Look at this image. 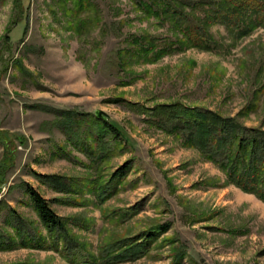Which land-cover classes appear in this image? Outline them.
Masks as SVG:
<instances>
[{
  "label": "rangeland",
  "instance_id": "1",
  "mask_svg": "<svg viewBox=\"0 0 264 264\" xmlns=\"http://www.w3.org/2000/svg\"><path fill=\"white\" fill-rule=\"evenodd\" d=\"M22 1V17L15 0L0 3V130L13 139L9 147L0 143V174L5 172L0 232L7 242L0 245V264H74L49 247L26 184L67 219L92 260L99 261L102 244L143 238L150 228L167 225L144 255L116 264H172L178 253L179 264H264V201L229 182L215 162L152 126L139 107L128 104L180 101L264 130V0H256L259 17L251 16L253 8L245 10L240 27L211 25V50L179 49L171 23L144 14L136 0H91L86 12L91 22L79 30L67 12L70 2L67 7L64 0ZM206 11L195 10L200 17ZM135 37L152 43L155 55L164 53L150 59L128 54ZM72 109L101 111L123 143L112 146L101 163L92 161L53 125L57 111ZM127 162V175L101 201L90 184L109 182ZM36 174L61 176L67 191ZM128 208L133 213L122 217ZM10 209L47 236L45 247L17 244Z\"/></svg>",
  "mask_w": 264,
  "mask_h": 264
},
{
  "label": "trees",
  "instance_id": "2",
  "mask_svg": "<svg viewBox=\"0 0 264 264\" xmlns=\"http://www.w3.org/2000/svg\"><path fill=\"white\" fill-rule=\"evenodd\" d=\"M64 2L67 7L69 6L66 2L71 4V7L66 10L73 15L77 29L86 28L91 22V17L86 12H90L89 10L93 6L92 1L64 0ZM256 2V0H136V5L141 11H144V14L155 17L160 24L167 21L171 23L172 31L179 35L175 40L178 48L182 45V47L211 50L215 40L209 27L214 23H224L233 29L240 27L244 22V13L247 15L245 10L249 8L254 9V12H250V14L253 13L258 18L262 10ZM15 5L22 17L24 14L23 1L15 0ZM200 7H208L209 11H206L204 17H200L195 12ZM259 20L261 21V17ZM20 21L21 19L14 20L13 23L18 24ZM248 30H250L249 24ZM6 40H9V35L6 36ZM133 44V47L128 49V54L131 53L132 56L138 58L150 59V57H156L165 51L156 52L157 55H155L154 45L148 44L145 37H135ZM120 58L121 56H119V63ZM128 104L133 108L139 107L140 113L145 116V120L149 124L180 137L184 145L195 148L204 158L215 162L225 172L229 182L264 201L263 129L247 127L237 117L224 116L217 111L190 106L180 101L160 103L154 106H141L132 102H128ZM53 125L67 134L74 147L84 150L91 160L98 164L108 158L112 146L123 143L119 130L105 117H98L95 114H85L75 109L59 110L56 112ZM84 131L89 134L88 138L84 137ZM6 135L7 132L0 130V143L9 147L13 139H7ZM17 137L20 142H23L19 136H15L14 139ZM13 152L14 150L8 153ZM129 167L130 163L127 162L113 173L107 183L98 182L96 186L90 184L91 190L98 194L101 201H104L115 191L116 183L127 175ZM1 172L0 185L5 183V172ZM36 176L43 183L58 191H67V184L59 175L36 174ZM26 190L47 231V236L50 239L49 247L59 250L69 262L74 264H116L127 259L139 258L147 252L154 236L167 229V225H156L150 228L148 234L143 238L141 236L139 238L124 237L102 244L99 261L92 260L84 254L80 242L70 233L67 219L59 216L53 210L51 202L28 184H26ZM132 210L133 208L123 210L121 216L130 215L133 213ZM0 211H2L1 203ZM9 214L12 220L11 224L15 227L20 238V243L17 242L18 245L34 248L45 247L44 244L48 243L47 236L43 237L42 233L33 227L29 220L19 215L16 210L10 209ZM4 238V234L0 232V245L7 243L3 241ZM17 244L15 242L14 245ZM14 245L5 247L12 248ZM60 245L62 246L60 247ZM181 255L182 253L176 254V259L172 264H179ZM23 264L47 263L28 262Z\"/></svg>",
  "mask_w": 264,
  "mask_h": 264
},
{
  "label": "water",
  "instance_id": "3",
  "mask_svg": "<svg viewBox=\"0 0 264 264\" xmlns=\"http://www.w3.org/2000/svg\"><path fill=\"white\" fill-rule=\"evenodd\" d=\"M96 115H97L98 117H103V116H104L103 113H102L101 111H97V112H96Z\"/></svg>",
  "mask_w": 264,
  "mask_h": 264
}]
</instances>
